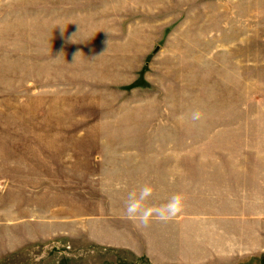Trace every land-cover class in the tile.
Wrapping results in <instances>:
<instances>
[{
  "label": "rangeland",
  "instance_id": "obj_1",
  "mask_svg": "<svg viewBox=\"0 0 264 264\" xmlns=\"http://www.w3.org/2000/svg\"><path fill=\"white\" fill-rule=\"evenodd\" d=\"M0 264H264V0H0Z\"/></svg>",
  "mask_w": 264,
  "mask_h": 264
}]
</instances>
